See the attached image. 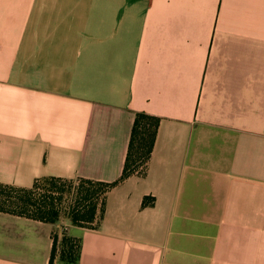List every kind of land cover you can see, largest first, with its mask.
Wrapping results in <instances>:
<instances>
[{"label": "crops", "instance_id": "obj_1", "mask_svg": "<svg viewBox=\"0 0 264 264\" xmlns=\"http://www.w3.org/2000/svg\"><path fill=\"white\" fill-rule=\"evenodd\" d=\"M136 114L152 152L76 264H264V0H0V185L117 181ZM52 241L0 213V264Z\"/></svg>", "mask_w": 264, "mask_h": 264}, {"label": "rangeland", "instance_id": "obj_2", "mask_svg": "<svg viewBox=\"0 0 264 264\" xmlns=\"http://www.w3.org/2000/svg\"><path fill=\"white\" fill-rule=\"evenodd\" d=\"M89 188H91L90 185L75 179L56 183L54 187L41 183L40 189L33 192L0 189V213L29 220L43 217L46 233L53 240L49 264L50 262L51 264H76L78 241L69 234L72 225L66 214L74 205H77L79 200H81L79 203L89 204V202H83L84 195L80 194L84 189ZM94 189L97 187L94 186L92 190ZM57 214V220H53ZM82 225L84 228H93L96 223L89 224L84 221ZM50 228H53L55 234L50 233Z\"/></svg>", "mask_w": 264, "mask_h": 264}, {"label": "trees", "instance_id": "obj_3", "mask_svg": "<svg viewBox=\"0 0 264 264\" xmlns=\"http://www.w3.org/2000/svg\"><path fill=\"white\" fill-rule=\"evenodd\" d=\"M160 120L155 117L147 116L145 114H136L134 118V122L131 128V136L128 146V152L125 159V164L123 167V171L121 174V177L114 182L111 183H104V182H93L89 180H82L78 179L79 181L86 183L90 185L91 188L84 189L83 194L84 201L83 202H89V204H83L77 203V205H74L72 207V210L69 211L66 214V217L70 221L72 226L75 227H82V225L85 222L89 224L96 223V225L99 223L103 212H104V197L105 194L113 187H115L120 181L124 180L131 174L135 172H142L145 169L146 163L150 157V154L153 149L155 137L157 128L159 126ZM69 180H63V179H41L37 180L31 189H16L13 187L3 186L0 185V189H8V190H20V191H36L40 189L41 183H45L47 185H52L53 187L56 185V183L61 182H67ZM97 187V189L92 190L94 186ZM95 202H91V201ZM91 202V203H90ZM38 211V209H37ZM58 214L55 216L53 220H57ZM35 220L43 221L45 222V219L43 217H38ZM79 253V245L77 250V258ZM51 264V262H50Z\"/></svg>", "mask_w": 264, "mask_h": 264}]
</instances>
